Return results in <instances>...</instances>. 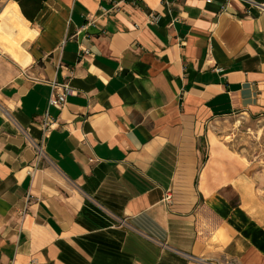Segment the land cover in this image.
I'll use <instances>...</instances> for the list:
<instances>
[{
    "label": "crops",
    "instance_id": "0c3cea01",
    "mask_svg": "<svg viewBox=\"0 0 264 264\" xmlns=\"http://www.w3.org/2000/svg\"><path fill=\"white\" fill-rule=\"evenodd\" d=\"M251 1L22 13L29 64L0 52V264H264V0ZM52 82L75 94L50 110L59 127L33 167ZM230 119L242 153L211 142Z\"/></svg>",
    "mask_w": 264,
    "mask_h": 264
},
{
    "label": "built area",
    "instance_id": "2783aa9c",
    "mask_svg": "<svg viewBox=\"0 0 264 264\" xmlns=\"http://www.w3.org/2000/svg\"><path fill=\"white\" fill-rule=\"evenodd\" d=\"M100 1H106L111 4V10H118L121 8V4L123 2H115V0H100ZM125 2L129 1L133 4V6L137 7V2L139 0H123ZM247 2L252 3L253 5H256L253 3L251 0H246ZM111 10H108L110 12ZM105 11V13H108ZM156 20V17L154 15L150 14L148 16V23L153 24ZM213 59V55L209 53L207 55V61L210 62ZM214 71L216 73H222V68L216 67L214 68ZM75 92L68 86V84H57L55 82L51 83V92L47 101V108L44 112L43 119L41 121V137L38 140H30L28 141L29 146L32 148L35 154V164L33 167H36L39 163L41 162H46L47 157L45 155V150H44V143L45 139L48 137V134L59 127L58 120L54 118L51 115L50 110L54 109L58 111L59 113L64 109V106L66 105V99L68 96L74 95ZM8 114L5 113V116ZM92 162V161H91ZM29 175H32V171L28 172ZM163 202L166 205H170L172 202V196H171V191L168 190L164 193L163 195ZM118 227L119 228H126L127 223L125 220H120L118 221ZM185 259L189 260L193 264H228L225 260H218V259H207L204 257H195L191 256L188 254L183 255ZM29 264H38L36 261H31Z\"/></svg>",
    "mask_w": 264,
    "mask_h": 264
},
{
    "label": "bare ground",
    "instance_id": "6f19581e",
    "mask_svg": "<svg viewBox=\"0 0 264 264\" xmlns=\"http://www.w3.org/2000/svg\"><path fill=\"white\" fill-rule=\"evenodd\" d=\"M35 30L20 13L16 2L8 1L0 11V52L13 64L24 69L30 57L23 44L32 41Z\"/></svg>",
    "mask_w": 264,
    "mask_h": 264
},
{
    "label": "rangeland",
    "instance_id": "374dc122",
    "mask_svg": "<svg viewBox=\"0 0 264 264\" xmlns=\"http://www.w3.org/2000/svg\"><path fill=\"white\" fill-rule=\"evenodd\" d=\"M2 6L3 5L0 3V11H1ZM237 121H238L237 119L236 120L230 119V120H225V121L213 122L211 125H209V130H210L209 136L211 139H213V136H214V139H215V140H211L213 145L216 142L224 143V145L234 144L233 146L234 150L236 152L242 153L243 148L241 146L243 145H238V143L241 144V140L237 138V135L239 134L238 131L240 132V123H238ZM250 148L252 149L251 153L256 151L254 146L250 145ZM261 195L264 198V193H261Z\"/></svg>",
    "mask_w": 264,
    "mask_h": 264
},
{
    "label": "trees",
    "instance_id": "16d2710c",
    "mask_svg": "<svg viewBox=\"0 0 264 264\" xmlns=\"http://www.w3.org/2000/svg\"><path fill=\"white\" fill-rule=\"evenodd\" d=\"M20 3L23 15L32 20L35 13L40 8V2L42 0H14Z\"/></svg>",
    "mask_w": 264,
    "mask_h": 264
}]
</instances>
